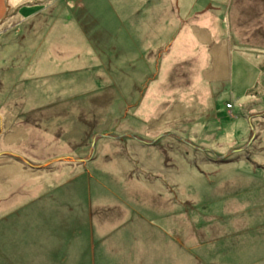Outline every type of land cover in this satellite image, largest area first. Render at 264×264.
<instances>
[{"label": "rangeland", "instance_id": "1", "mask_svg": "<svg viewBox=\"0 0 264 264\" xmlns=\"http://www.w3.org/2000/svg\"><path fill=\"white\" fill-rule=\"evenodd\" d=\"M164 2L0 0V152L44 164L86 157L99 133L160 137L99 138L93 160L42 168L0 155V221L23 183L35 192L62 172L107 184L133 213L134 184L153 180L154 228L166 217L167 253L179 254L170 264H264V116L249 120L264 112V0H235L233 22L212 4L215 39L170 14L160 24ZM251 127L250 146L216 162ZM17 259L0 250V264Z\"/></svg>", "mask_w": 264, "mask_h": 264}, {"label": "crops", "instance_id": "2", "mask_svg": "<svg viewBox=\"0 0 264 264\" xmlns=\"http://www.w3.org/2000/svg\"><path fill=\"white\" fill-rule=\"evenodd\" d=\"M234 2L174 0L171 5L164 2L159 23L168 24L166 18L170 14L174 18L172 25H178L176 20L182 25L189 21L193 28L188 31L193 36L201 38L204 34L215 39V31L208 27L214 19L210 6H225L227 18L233 22ZM16 148L25 150L21 145ZM14 161L26 165L16 158ZM66 173L52 178L42 188L34 185L35 192L25 190L27 183L22 184L19 195L26 198L21 200L20 208L12 214L7 209V214L1 217L0 250L4 256L14 250L18 255L17 264H170L179 261L178 253L177 259L167 253L170 228L166 217L164 220L163 215L159 216L156 222L161 225L154 228L153 180L147 182L149 185L144 183V187L134 184L139 193L135 195L137 203L133 213L129 203L124 206L123 195L112 193L107 184L96 180L93 187L94 182L84 177L85 172L78 177H67ZM8 196H2L0 202ZM11 196L8 203L12 201Z\"/></svg>", "mask_w": 264, "mask_h": 264}, {"label": "water", "instance_id": "3", "mask_svg": "<svg viewBox=\"0 0 264 264\" xmlns=\"http://www.w3.org/2000/svg\"><path fill=\"white\" fill-rule=\"evenodd\" d=\"M261 117V116H264V112L263 113H260V114H254L252 116H250L249 120L251 122L252 118L254 117ZM251 132H252V135L250 137V139L241 147H238V148H235V149H232L231 151L223 154V155H219L216 157V162H228L230 161L229 158L231 155L235 154V153H240V152H243L245 151L251 144V142H253V140L255 139L256 135H255V129L254 127H251ZM171 136L173 134H170ZM131 137L139 142H141L142 144H146V145H152L154 143H156L158 141V139L160 137H158L157 139L155 140H151V141H147V140H144L136 135H133L131 133H127V134H123V135H112V134H109V133H99L97 135H94L93 139H92V142H91V145H90V151H89V154L86 156V157H57V158H54V159H51L47 162H45L44 164H33L31 162H29L27 160L26 157L22 156V155H19L17 153H14V152H9V151H5V152H0V155H9L11 157H14L16 158L17 160L25 163L26 165L32 167V168H42V167H45V166H48L50 163L52 162H55V161H59V160H68V161H73V162H81V163H85L89 160H91L93 158V154H94V151H95V145H96V141L99 139V138H113V139H122L124 137ZM176 136L177 138L181 139L183 142H187V144H189L190 146L191 145V142H189L188 140H185L181 137H178L177 135H174ZM197 149H201V148H197Z\"/></svg>", "mask_w": 264, "mask_h": 264}, {"label": "trees", "instance_id": "4", "mask_svg": "<svg viewBox=\"0 0 264 264\" xmlns=\"http://www.w3.org/2000/svg\"><path fill=\"white\" fill-rule=\"evenodd\" d=\"M262 69H264V66H262ZM229 103H231V102L227 101V102H226V105L229 104ZM231 104H232V103H231ZM228 108H229V107H228ZM135 141H136V140H135ZM241 153H242V152H241ZM238 154H239V153H238Z\"/></svg>", "mask_w": 264, "mask_h": 264}, {"label": "built area", "instance_id": "5", "mask_svg": "<svg viewBox=\"0 0 264 264\" xmlns=\"http://www.w3.org/2000/svg\"><path fill=\"white\" fill-rule=\"evenodd\" d=\"M227 107L231 108L232 107V104L231 103L227 104Z\"/></svg>", "mask_w": 264, "mask_h": 264}]
</instances>
